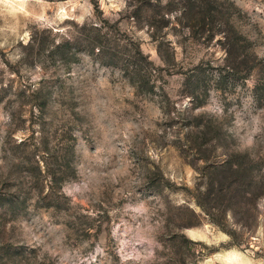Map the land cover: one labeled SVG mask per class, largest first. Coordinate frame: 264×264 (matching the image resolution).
I'll list each match as a JSON object with an SVG mask.
<instances>
[{
    "label": "rangeland",
    "instance_id": "1",
    "mask_svg": "<svg viewBox=\"0 0 264 264\" xmlns=\"http://www.w3.org/2000/svg\"><path fill=\"white\" fill-rule=\"evenodd\" d=\"M0 264H264V0H0Z\"/></svg>",
    "mask_w": 264,
    "mask_h": 264
},
{
    "label": "trees",
    "instance_id": "2",
    "mask_svg": "<svg viewBox=\"0 0 264 264\" xmlns=\"http://www.w3.org/2000/svg\"><path fill=\"white\" fill-rule=\"evenodd\" d=\"M196 198L198 199V201H199L200 205L202 206V208H203L204 210H206V212L210 213V215H211V212H209V208H208V206H207V204H206V201H205V198H204V191H203V190H200V191H199V194L196 196ZM191 212H192L193 216L195 217V218H194L195 220L187 221V222L184 223L185 225L196 224L197 221H198L197 219H198L199 215H198L194 210H193V211L191 210ZM211 217H212V219H213L214 221H216V222H217L222 228L226 229V230L231 234L232 238L235 237V233H234V230H233V229L227 227V225H226L222 220H220L219 218H217V217H215V216H213V215H212ZM186 239H188V238H186Z\"/></svg>",
    "mask_w": 264,
    "mask_h": 264
},
{
    "label": "bare ground",
    "instance_id": "3",
    "mask_svg": "<svg viewBox=\"0 0 264 264\" xmlns=\"http://www.w3.org/2000/svg\"><path fill=\"white\" fill-rule=\"evenodd\" d=\"M235 259H236V256L234 253H229L226 256V261H228V263H234Z\"/></svg>",
    "mask_w": 264,
    "mask_h": 264
},
{
    "label": "water",
    "instance_id": "4",
    "mask_svg": "<svg viewBox=\"0 0 264 264\" xmlns=\"http://www.w3.org/2000/svg\"><path fill=\"white\" fill-rule=\"evenodd\" d=\"M237 255L239 256V260L241 262L245 260V257L242 254L238 253Z\"/></svg>",
    "mask_w": 264,
    "mask_h": 264
}]
</instances>
